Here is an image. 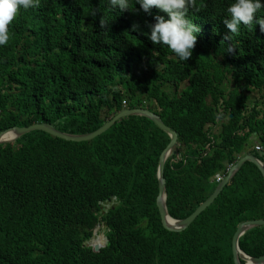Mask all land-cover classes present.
<instances>
[{"label":"trees","instance_id":"1","mask_svg":"<svg viewBox=\"0 0 264 264\" xmlns=\"http://www.w3.org/2000/svg\"><path fill=\"white\" fill-rule=\"evenodd\" d=\"M36 3L18 10L0 46V131L46 124L82 136L124 109L152 112L177 135L163 171L174 220L212 194L225 162L252 154L264 167V34L255 22L226 29L231 0H193L186 19L200 32L186 62L148 40L154 20L138 5L121 13L110 0ZM168 143L150 120L130 116L88 142L32 131L0 145V264H233L237 226L264 219L259 170L242 164L185 230L169 232L156 208ZM98 226L107 244L93 252L85 243ZM238 245L264 256V226Z\"/></svg>","mask_w":264,"mask_h":264},{"label":"clouds","instance_id":"2","mask_svg":"<svg viewBox=\"0 0 264 264\" xmlns=\"http://www.w3.org/2000/svg\"><path fill=\"white\" fill-rule=\"evenodd\" d=\"M110 2L121 13L130 9L135 11L134 5H138L139 10L154 20L147 25L148 32L145 33L153 45L167 47L180 62H186L192 57L197 34L200 32L199 27L186 19L193 0H110ZM36 6V0H0V46L7 44L8 26L16 17L18 10L21 8L27 10ZM153 9L164 15L153 16L151 11ZM261 10H264V0H231L226 9L228 18L224 19L223 23L231 34L236 35L242 25L251 27L255 22V25L259 26L260 33L264 34V17L256 16ZM130 29L137 32L139 26L131 24Z\"/></svg>","mask_w":264,"mask_h":264},{"label":"water","instance_id":"3","mask_svg":"<svg viewBox=\"0 0 264 264\" xmlns=\"http://www.w3.org/2000/svg\"><path fill=\"white\" fill-rule=\"evenodd\" d=\"M130 116H140L147 118L150 120L156 127H158L163 133H165L169 138V143L166 146V148L162 151V153L159 156L158 163H157V169H156V178L158 183V194L156 198V208L158 210V214L161 220V225L163 229L169 232H181L185 230L207 207H209L216 197L219 195V193L222 191L224 186L231 180L232 176L235 175V173L240 169L242 164L245 162L252 163L260 172L263 181H264V167L262 162H260L257 158H255L252 154H245L244 156L240 157L233 166L229 169L225 177L222 179L220 185L216 186V189L213 191V193L208 197L207 200H205L200 206H198L187 218L183 220H174L172 219L166 210V193H165V180L163 178V171H164V165L166 160L169 158V156L172 153L177 152L178 149V143H177V135L174 131H172L169 127H167L161 119L153 114L152 112L146 110V109H124L117 115H115L112 119H110L108 122H106L103 126H101L96 131L82 135V136H75V135H69L65 133L58 132L54 130L53 128L49 127L46 124H33L28 127H12L6 130H3L0 132V145L14 142L19 137L30 133L32 131H41L46 134H49L53 137L70 141V142H88L93 140L94 138L100 136L105 131H107L115 122L122 118L130 117ZM231 117V116H230ZM11 133L10 139H2L3 136L6 134ZM226 163V162H225ZM114 200V198H110L107 202H110ZM264 226V219L259 220H252L247 221L239 224L232 236L231 239V253H232V261L233 264H241L240 262H243V264H247V261H251L252 264H264V256L258 257V258H251L244 254L238 245L239 239L248 231L255 227ZM94 234V233H93ZM93 236V235H92ZM107 244V239L104 238V243L102 245H96L90 243L88 246L92 248L93 252H99L100 249L104 248Z\"/></svg>","mask_w":264,"mask_h":264},{"label":"rangeland","instance_id":"4","mask_svg":"<svg viewBox=\"0 0 264 264\" xmlns=\"http://www.w3.org/2000/svg\"><path fill=\"white\" fill-rule=\"evenodd\" d=\"M256 94H251L250 98H249V104H251L253 102V100L256 98ZM219 130V125H217L214 130H213V133H216L218 132ZM254 141V140H253ZM208 199V198H207ZM206 199V200H207ZM115 202H108V203H105V204H102V209H107V208H110ZM93 236L90 238V240H88L85 244L86 245H89L90 243H92L94 240H96L97 238L99 237H105V229L101 226H98L96 227L94 230H93ZM93 244V243H92Z\"/></svg>","mask_w":264,"mask_h":264},{"label":"bare ground","instance_id":"5","mask_svg":"<svg viewBox=\"0 0 264 264\" xmlns=\"http://www.w3.org/2000/svg\"><path fill=\"white\" fill-rule=\"evenodd\" d=\"M11 137H12V136H11V133H8V134H6L5 136H3L2 139H10ZM257 140H258V139H257ZM254 144H255V143H254ZM169 157H170V156H169ZM224 165H225V168H227L228 171H229V169L231 168V166L228 167L226 163H225ZM232 166H233V165H232ZM223 174H224V172H223V173L219 172V175H223ZM214 176H215V175H214ZM233 176H234V175H233ZM233 176H232V177H233ZM222 181H223V180H221L219 183H217V182H215V183H216L217 186H218V185L221 184ZM213 182H214V181H213ZM98 239H99V238H97V239L94 241V243H95L96 245H102L104 242H103L102 244H99V243H98ZM246 262H247V264H252L251 261H247V260H246ZM242 264H243V262H242Z\"/></svg>","mask_w":264,"mask_h":264},{"label":"built area","instance_id":"6","mask_svg":"<svg viewBox=\"0 0 264 264\" xmlns=\"http://www.w3.org/2000/svg\"><path fill=\"white\" fill-rule=\"evenodd\" d=\"M254 149H255L256 152L262 151V147L259 146V145L255 146ZM227 172H228V169L226 168L223 175L216 174L214 176L215 182L219 183L225 177Z\"/></svg>","mask_w":264,"mask_h":264},{"label":"crops","instance_id":"7","mask_svg":"<svg viewBox=\"0 0 264 264\" xmlns=\"http://www.w3.org/2000/svg\"><path fill=\"white\" fill-rule=\"evenodd\" d=\"M242 156H244V155H242ZM242 156H241V157H242ZM215 189H216V187H215ZM215 189H214V190H215ZM214 190H213V191H214ZM212 193H213V192H212Z\"/></svg>","mask_w":264,"mask_h":264}]
</instances>
